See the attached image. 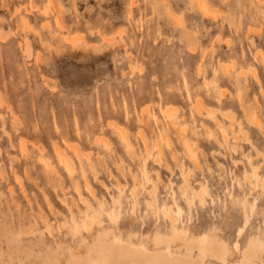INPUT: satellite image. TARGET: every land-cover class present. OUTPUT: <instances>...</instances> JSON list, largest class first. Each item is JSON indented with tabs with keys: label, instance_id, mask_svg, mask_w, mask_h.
<instances>
[{
	"label": "rangeland",
	"instance_id": "obj_1",
	"mask_svg": "<svg viewBox=\"0 0 264 264\" xmlns=\"http://www.w3.org/2000/svg\"><path fill=\"white\" fill-rule=\"evenodd\" d=\"M169 208L229 263L264 242V0H0V254L63 252L95 214L151 247Z\"/></svg>",
	"mask_w": 264,
	"mask_h": 264
},
{
	"label": "bare ground",
	"instance_id": "obj_2",
	"mask_svg": "<svg viewBox=\"0 0 264 264\" xmlns=\"http://www.w3.org/2000/svg\"><path fill=\"white\" fill-rule=\"evenodd\" d=\"M196 2H197L196 4L198 10L201 12L203 16H207V17L213 16L214 12H212L206 4L201 3L200 1H196ZM57 21L59 22V20H56V22ZM58 24L60 30H64L62 24L60 23ZM98 33L99 31H97V36ZM102 38L103 37L100 36L101 40ZM81 39L84 42V38L80 37V40ZM77 40L70 39L67 36H65L63 42L66 45H69L71 49H74L75 42H77L78 44L80 41ZM88 47L91 46L89 45ZM88 47L86 45L84 46V48H88ZM97 48H93V49L97 50ZM171 115L172 113L170 112L168 113L167 117H171ZM148 118L149 115L146 116V119ZM118 131L120 138L123 140L124 143L126 142L125 145L128 146L129 144L127 143L125 133H122L120 130ZM242 135L243 137L246 136L243 133ZM72 150L78 152V149L76 148H73ZM54 151L57 153L56 155L58 157L59 162L62 163L65 169L70 173L73 170L72 164L64 157L63 154L58 153L57 149H55ZM256 155L258 156L257 153ZM79 157L80 156L78 154L76 158ZM40 160L44 163L45 166L48 165L46 160L44 159H40ZM197 197L199 198V200H202L201 192L197 194ZM163 213L167 221L169 222L170 231L168 230L169 233H167V236H158V235L154 236L151 240V247H148L146 244H143L142 242L134 243L132 241V237L134 236L128 235L127 237L122 238L121 236H116L115 233H113L111 230L106 228L104 229L99 220L98 214H95L93 217V221L99 228L96 231L94 230L95 231L94 233H90L89 240H87L84 237H80L78 243L76 242L77 244L76 245L74 244L75 246L73 245L69 246L63 252L62 250L60 251L59 246H58L59 251L58 249L55 250L51 248V246L41 248L42 245L40 244L42 243L33 241L32 242L33 247L36 246L38 248L36 255H35L36 252L34 253V255L32 254L33 252H31V254L27 252L28 254L26 253L25 257L17 258V256H15L16 260L13 261L14 258L12 256L14 255L9 254L8 253L9 250H7L6 254H9V257L7 258L4 255L7 259H5L4 256H2L3 253L0 252L2 253L0 254V264H264V254L260 252V247H259L261 244L259 243L260 241L257 242L254 240H249L245 248L241 251L238 260L236 262L229 263L230 254H231L229 251V247H227V245H225L219 238H217L214 235L212 236L205 235L197 239L189 235H186V233L182 232L181 230L175 227L176 219L173 211L170 208L166 209ZM33 247L31 246L29 247V250L28 249L27 250L29 252H30V248H32V250H36V247L35 249H33ZM18 256H22V254ZM2 257L6 261L3 260Z\"/></svg>",
	"mask_w": 264,
	"mask_h": 264
},
{
	"label": "snow or ice",
	"instance_id": "obj_3",
	"mask_svg": "<svg viewBox=\"0 0 264 264\" xmlns=\"http://www.w3.org/2000/svg\"><path fill=\"white\" fill-rule=\"evenodd\" d=\"M259 247H260V252L264 254V242H262Z\"/></svg>",
	"mask_w": 264,
	"mask_h": 264
}]
</instances>
